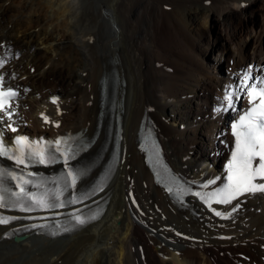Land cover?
<instances>
[{"label":"bare ground","instance_id":"1","mask_svg":"<svg viewBox=\"0 0 264 264\" xmlns=\"http://www.w3.org/2000/svg\"><path fill=\"white\" fill-rule=\"evenodd\" d=\"M223 23L231 31H220ZM199 27L213 29L214 38L194 57L182 40ZM0 58L7 59L0 74H14L10 83L21 90L18 131L4 127L6 139L72 131L94 137L77 158L88 169L81 185L109 157L118 125L115 168L89 198L104 195L98 218L58 235L26 227L37 219L0 225V264H264V195L215 205L231 213L227 219L192 194L176 205L137 147L145 118L176 172L193 180L222 177L233 146L230 123L250 105L238 90L242 76L249 69L264 76V0H0ZM230 89L238 90L234 108L222 103ZM15 230L28 234L13 240Z\"/></svg>","mask_w":264,"mask_h":264},{"label":"snow or ice","instance_id":"2","mask_svg":"<svg viewBox=\"0 0 264 264\" xmlns=\"http://www.w3.org/2000/svg\"><path fill=\"white\" fill-rule=\"evenodd\" d=\"M6 63L7 59L0 58V69H3ZM11 79H15L14 74L7 78L4 74H0V157L14 164V167L0 165V209L12 208L22 212H32L37 209H63L82 203L97 189L80 190L88 169L77 168L71 164V161L76 160L82 152L86 151L89 144L82 141L80 137L71 135L57 137L55 140L44 138L33 140L26 135H16L12 141L7 140L4 127L13 133L18 131L13 126V117L17 115L16 110L21 96L19 86L13 87L10 83ZM238 90L246 93L250 107L231 125L234 148L227 163L226 182L222 186L208 190L210 186L216 185L217 181L221 180V177H216L202 183L200 185L202 191L191 193L212 208L215 215L223 216L225 219L229 218L231 213L225 215L217 211L213 208L214 203L230 205L245 195H264V76L253 77L252 69H249L243 74ZM238 90L226 91L222 103L226 104L227 108L235 107V102L239 99L236 95ZM27 91L29 90H23V92ZM51 102L57 105L59 114V98L51 97ZM41 117L45 123H54L56 127H59V122L51 121L46 114L41 113ZM5 119L12 123L3 125ZM145 139L148 141L149 137L146 136ZM151 147L155 150L156 163L159 164L160 153L154 140L151 141ZM60 162L63 163L64 170L57 177L45 178L40 173L26 171L33 165L49 166ZM162 167L164 178L169 185L167 190L170 193L175 189L181 195L189 194L190 189H185L179 183L178 177L168 175L169 170L166 166ZM10 182L14 184V187L9 186ZM49 183L54 186L48 187ZM239 206L237 203L232 208V212H236ZM56 215L61 213L57 212ZM68 215L71 226L58 225L64 232L72 231L98 218L97 214L85 216L81 214L80 209H75ZM28 218L31 219V217ZM18 219L20 217L0 214V225H7ZM32 227L44 228L47 225L34 224ZM51 234L58 235L60 232L53 231Z\"/></svg>","mask_w":264,"mask_h":264},{"label":"rangeland","instance_id":"3","mask_svg":"<svg viewBox=\"0 0 264 264\" xmlns=\"http://www.w3.org/2000/svg\"><path fill=\"white\" fill-rule=\"evenodd\" d=\"M227 24H220L218 27H219V30L220 31H222V32H225V33H227V31H231V29H232V26H228ZM230 27V28H229ZM188 28V27H187ZM188 31H189V33H188ZM209 31V32H208ZM187 33H185V40H182V41H184V43L183 44H185L184 45V47L186 48V51L187 52H189L190 54H192V56H194V57H199V55H201V52H202V48H206L207 46H208V43L212 40V38H214V30L213 29H210V28H208V29H206V28H204V27H199V28H192V29H190L189 28V30L187 29V31H186ZM209 33V34H208ZM190 34V35H189ZM188 36V37H187ZM191 37V38H190ZM239 37V36H238ZM187 38V39H186ZM186 41V42H185ZM194 42V43H193ZM187 43V44H186ZM189 43V44H188ZM202 43H204V44H202ZM195 46H194V45ZM206 45V46H205ZM203 46V47H202ZM190 47V48H189ZM200 48V49H199ZM189 51H188V50ZM193 51V52H192ZM195 53V54H194ZM197 55V56H196ZM224 66V65H223ZM229 66V65H228ZM215 70V74L216 75H218V74H220L219 72V70H217V69H214ZM228 70H229V67H228ZM32 72H34L33 71V69L31 70V73ZM91 79H93V76H92V78ZM122 82H124L123 80L121 81V83ZM123 84V83H122ZM53 91H55V92H58L60 95H61V93H60V91H61V89H59V88H57V87H53L52 88V90H51V93H53ZM62 92V91H61ZM50 95V94H49ZM48 95V96H49ZM145 114V113H144ZM144 116V115H143ZM235 116V115H234ZM234 116H231V117H234ZM230 117V118H231ZM25 118L26 119H31V116H30V113H27L26 114V116H25ZM114 121H115V117H114ZM114 126V125H113ZM115 132V130H112V135L114 136V133ZM138 147V146H137ZM227 149H229V148H227ZM226 149V150H227ZM225 155V154H224ZM224 155L220 158V163H221V161H222V159H223V157H224ZM101 195V194H100ZM99 196V195H98ZM97 197V196H96ZM104 197L102 196L100 199L102 200ZM1 240V239H0ZM2 244H5L6 246H8V244L7 243H2Z\"/></svg>","mask_w":264,"mask_h":264},{"label":"water","instance_id":"4","mask_svg":"<svg viewBox=\"0 0 264 264\" xmlns=\"http://www.w3.org/2000/svg\"><path fill=\"white\" fill-rule=\"evenodd\" d=\"M19 232H21V231H16L15 234H13V236H12L13 240L21 239L28 234L27 232H24V231H22L23 232L22 234H19Z\"/></svg>","mask_w":264,"mask_h":264}]
</instances>
